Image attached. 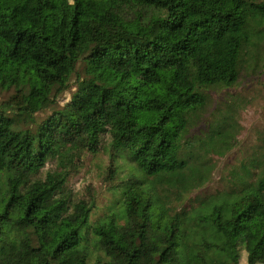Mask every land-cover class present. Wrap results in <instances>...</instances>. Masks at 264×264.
<instances>
[{
    "label": "trees",
    "instance_id": "16d2710c",
    "mask_svg": "<svg viewBox=\"0 0 264 264\" xmlns=\"http://www.w3.org/2000/svg\"><path fill=\"white\" fill-rule=\"evenodd\" d=\"M263 36L264 0H0V264H264V138L197 194Z\"/></svg>",
    "mask_w": 264,
    "mask_h": 264
},
{
    "label": "rangeland",
    "instance_id": "374dc122",
    "mask_svg": "<svg viewBox=\"0 0 264 264\" xmlns=\"http://www.w3.org/2000/svg\"><path fill=\"white\" fill-rule=\"evenodd\" d=\"M255 54L254 59L242 68L238 82L234 87L219 89L212 95L210 103L198 121L200 130L205 132L210 123L220 119L223 113L229 112L230 122L238 141L237 148L227 158L207 155V159L211 160L214 168L210 182L197 192L202 198L214 194L222 188L236 186L237 182L230 174L239 166L241 159H244L262 144L264 138V36ZM3 98L4 96L0 94V101ZM86 162L84 169L92 170V176L95 177L99 173L100 167L104 165L105 157L98 156L86 160ZM100 174L97 175V178ZM75 182L76 180L73 179L70 183ZM109 200V193H103L100 196L98 208L94 214L96 218L103 214L104 204ZM103 202L104 204H102Z\"/></svg>",
    "mask_w": 264,
    "mask_h": 264
}]
</instances>
